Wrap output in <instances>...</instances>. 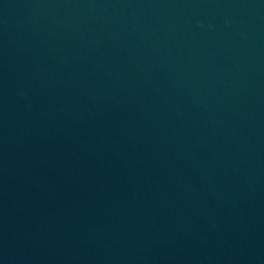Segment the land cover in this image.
I'll use <instances>...</instances> for the list:
<instances>
[{
  "label": "water",
  "instance_id": "95a60500",
  "mask_svg": "<svg viewBox=\"0 0 264 264\" xmlns=\"http://www.w3.org/2000/svg\"><path fill=\"white\" fill-rule=\"evenodd\" d=\"M0 264H264V0H0Z\"/></svg>",
  "mask_w": 264,
  "mask_h": 264
}]
</instances>
